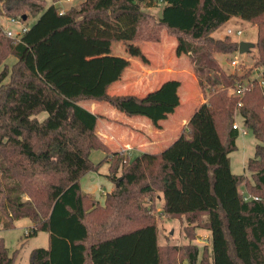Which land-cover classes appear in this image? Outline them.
Here are the masks:
<instances>
[{"label":"trees","instance_id":"obj_1","mask_svg":"<svg viewBox=\"0 0 264 264\" xmlns=\"http://www.w3.org/2000/svg\"><path fill=\"white\" fill-rule=\"evenodd\" d=\"M58 1L0 0V16L37 19L16 38L0 23V228L28 219L27 236L48 233V246L33 249L29 264H264V86L254 81L242 98L230 95L253 73H225L215 54L238 52L239 43L212 36L232 18L253 24L254 67L264 66V0H161L162 18L142 7H155L154 0H83L65 12ZM74 32L115 43H160L166 32L184 46L205 101L168 147L136 157L112 151L97 133L98 122L110 119L82 102L155 121L158 108L181 105V81L143 96L111 94L109 82L100 94L69 93L65 84L77 75ZM239 118L259 142L246 166L252 181L231 168ZM94 150L105 154L98 163ZM104 164L113 189L101 203L81 179ZM160 195L164 216L184 220L191 241L198 229L210 232L201 255L192 243L160 244ZM18 254L0 237V264H17Z\"/></svg>","mask_w":264,"mask_h":264},{"label":"rangeland","instance_id":"obj_2","mask_svg":"<svg viewBox=\"0 0 264 264\" xmlns=\"http://www.w3.org/2000/svg\"><path fill=\"white\" fill-rule=\"evenodd\" d=\"M83 0H59L56 6L60 7L62 12L67 11L73 6H79ZM155 7H147L143 4L142 7L148 12L157 15L161 11L162 1L154 0ZM48 4L53 3V0H47ZM37 19L30 17L26 22H22V25L27 27L32 25ZM0 23L4 30L17 31L18 25H11L8 22V18L0 16ZM232 31L231 39L238 43L242 41L254 43L252 48L247 54H240L239 52L230 54L216 53L215 58L225 71V73L237 72L243 74L249 69L252 70L253 76L256 75L254 63L257 60V27L253 24L244 21L239 18H232L225 25L213 34L216 39H224L228 35V30ZM243 31L242 35H238L237 31ZM78 33L72 34V43L75 53L70 57L73 67L77 75L68 80L65 84L66 90L69 93L79 92H93L100 94L107 82L111 87L109 92L111 94H125L130 92L139 93V95H145L148 91L153 90L155 87H159L161 80L164 78L180 79L182 86L180 87L179 94L186 109V119L189 111L202 103L203 97L202 90L198 85L197 77L194 74L193 66L189 60V55L185 51L184 46L178 41L177 38L168 35L166 32L163 34L162 42L159 44L148 45L133 44L131 42H120L121 44L110 42L106 40L87 39L84 40ZM237 59L238 66H233L231 61ZM16 61L15 57H9L6 62L9 66ZM2 68H0L1 71ZM139 77L143 78L139 80ZM146 80L142 83L143 80ZM7 79L5 82H7ZM158 82V84L156 83ZM143 84V89L138 91L136 88L138 85ZM111 88H113L111 90ZM136 89V91H135ZM95 111H107L105 107H110L106 103L99 102ZM82 105L86 108L92 107L89 102H82ZM104 108V109H103ZM180 108L166 109L160 108L159 117L161 119L168 118L163 115V111H178ZM123 114V113H122ZM125 116V115H122ZM47 117V113H42L38 116L39 120H43ZM239 116H237L238 118ZM240 124V134L237 139L236 150L233 151L229 157L231 160L232 172L237 175H246L250 181H252V174L247 171L246 166L250 158L254 156L255 146L259 143L254 137L252 131L243 126L242 119H237ZM182 128V127H180ZM179 129L175 126H171L167 130V137L163 144H158L156 147H162L165 143L172 141ZM179 136V135H178ZM176 139V138H175ZM117 148L121 151L122 145L119 143V139L114 136L111 137ZM174 141V140H173ZM159 146V147H158ZM105 154L100 150H94L91 154V160L94 163L100 162ZM108 173V164H104L97 179H101L102 176ZM113 189V188H112ZM242 193L245 194L244 186L240 187ZM99 191V195L97 192ZM105 188L96 190V194L102 199L106 193ZM95 198V194H92ZM249 200L250 196H247ZM26 199V197H24ZM148 206L151 203L147 201ZM162 196L155 201V213L154 216L157 219L158 226V239L160 244L164 245L170 243L179 247L186 246L190 243L196 245L200 250V255L204 246L210 245V232L206 229H198L195 235V240L191 241L184 231L187 225L184 220L170 219L164 216L162 209ZM31 228V223L28 219H23L17 222L16 227L9 230H3L0 228V237H4L6 245L9 248L10 254L15 250L19 251L17 264H29L30 252L35 248L48 246V233L40 232L37 236H27ZM187 262H184L186 264Z\"/></svg>","mask_w":264,"mask_h":264},{"label":"crops","instance_id":"obj_3","mask_svg":"<svg viewBox=\"0 0 264 264\" xmlns=\"http://www.w3.org/2000/svg\"><path fill=\"white\" fill-rule=\"evenodd\" d=\"M213 34H215V32ZM131 43L133 44L146 43L148 45L159 44V43H150V42H131ZM118 44H121V43L118 42ZM140 79H143V78L139 77V80ZM167 80H169V78H164L163 80H161V84ZM177 80L180 81V79H177ZM145 81L146 80L144 79L142 83H144ZM156 83L158 84V82ZM181 86H182V83H181ZM136 88L138 89V91L142 90L143 84L140 86L138 85ZM157 88L158 87H155L154 89H157ZM112 89L113 88H111V90ZM89 93H93V92H89ZM125 94H134L137 96H143V95H139L138 92L137 93L130 92V93H125ZM125 94L121 93L120 95H125ZM116 95H119V94H116ZM204 101H205V98L203 97L202 102ZM88 102L92 104L91 105L92 107L87 108L88 110L94 113H97V114H102L108 119H110V120L102 119L98 122V127H97L98 135L111 148L112 151H118V150H116L117 149L115 148L116 144L114 143L113 140H111V137L114 136L115 138L119 139V143H121L122 145V150H127L132 157H136L143 152H151V153L160 152L166 147H168L173 142V140H175V138H177L178 135L181 134L188 120L190 119L191 115L193 114L194 110L197 107L196 106L191 111H189L187 119H186V111H185L186 109L183 110L184 108L183 102H181V105L177 107V108H180L178 111H174V112L163 111L162 114L168 117L165 119H161L159 117V113H160L159 109L161 108L160 107L157 110L155 121H152L144 117H128L124 113L122 114L120 111H118L117 109L111 106L107 108L105 107L107 111H103V112L95 111L96 110L95 108L97 107V105L100 106L98 104L99 102H91V101H88ZM122 115H125V116H122ZM171 126L177 127L179 129V133H177L176 137L172 141L165 143L164 146L162 147L158 146L160 148L158 149L156 145L163 144L165 142V139L168 135L167 130ZM97 174H99V172L98 173L97 172L88 173L86 176H84L81 179V186L85 192L90 193V194H95L97 196L96 198L101 201V198L98 196L99 191L97 192L98 194L97 195L96 190L97 189L101 190V188L103 187L105 188L106 190L105 193L107 194L111 192L113 188V184L105 178V175L102 176L100 180L97 179V177H99V175ZM105 197L106 195L102 199H105Z\"/></svg>","mask_w":264,"mask_h":264},{"label":"built area","instance_id":"obj_4","mask_svg":"<svg viewBox=\"0 0 264 264\" xmlns=\"http://www.w3.org/2000/svg\"><path fill=\"white\" fill-rule=\"evenodd\" d=\"M8 22L11 25L17 24L19 26L17 31L5 30L6 34L9 37L16 38V37L22 36L28 29L27 27L22 25V21L20 19L8 18ZM231 34H232V31L229 29L227 36L231 37L230 36ZM237 34L238 35H242L243 31L238 30ZM231 64L236 67V66H238L239 62H238L237 59H233L231 61ZM254 69H255L256 75L252 76V79H251L252 81H250L246 85H239L237 87L230 88L229 89V94L230 95H235V96H238L239 98H242L245 95V93L252 88V86L254 85V81H257L260 85L264 86V78H263L264 77V66L255 67ZM239 106H241V103L238 104V107ZM233 127L235 129H239L240 130V124L238 123L237 120L235 121ZM246 199H248V198H246Z\"/></svg>","mask_w":264,"mask_h":264},{"label":"water","instance_id":"obj_5","mask_svg":"<svg viewBox=\"0 0 264 264\" xmlns=\"http://www.w3.org/2000/svg\"><path fill=\"white\" fill-rule=\"evenodd\" d=\"M159 16L162 18V11L159 12ZM25 18L26 16H24V19ZM254 45H255L254 43L242 41L239 43L238 52L240 54H247L252 48H254Z\"/></svg>","mask_w":264,"mask_h":264}]
</instances>
